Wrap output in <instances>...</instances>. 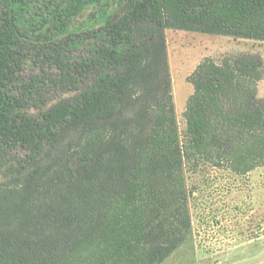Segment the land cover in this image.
<instances>
[{
    "label": "trees",
    "instance_id": "1",
    "mask_svg": "<svg viewBox=\"0 0 264 264\" xmlns=\"http://www.w3.org/2000/svg\"><path fill=\"white\" fill-rule=\"evenodd\" d=\"M166 29L264 41V0H0V155L24 152L0 264H162L192 227L187 163L264 167V60L204 59L182 142ZM69 129L79 155L42 163Z\"/></svg>",
    "mask_w": 264,
    "mask_h": 264
},
{
    "label": "rangeland",
    "instance_id": "2",
    "mask_svg": "<svg viewBox=\"0 0 264 264\" xmlns=\"http://www.w3.org/2000/svg\"><path fill=\"white\" fill-rule=\"evenodd\" d=\"M43 9V6H39ZM35 11L29 21H37ZM93 11L77 22L78 27L92 25ZM167 65L172 82L176 118L181 141L186 142L184 113L194 87L189 77L206 58L220 61L225 56L254 54L264 60V41L232 36L166 29ZM264 98V81L258 84ZM66 94L53 97L51 104ZM36 113V111H32ZM126 116H133L130 109ZM82 130L69 129L42 163H51L61 155H79ZM24 152L0 155V185H10L18 176V162ZM77 158V157H76ZM186 185L191 192L188 211L192 227L183 245L162 264H264V167L246 176L209 164L185 167Z\"/></svg>",
    "mask_w": 264,
    "mask_h": 264
}]
</instances>
